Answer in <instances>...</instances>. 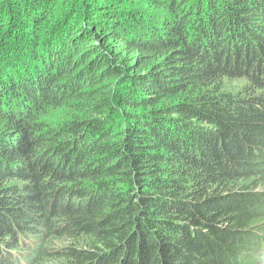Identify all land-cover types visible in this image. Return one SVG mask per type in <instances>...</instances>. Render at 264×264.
Wrapping results in <instances>:
<instances>
[{
  "label": "trees",
  "instance_id": "1",
  "mask_svg": "<svg viewBox=\"0 0 264 264\" xmlns=\"http://www.w3.org/2000/svg\"><path fill=\"white\" fill-rule=\"evenodd\" d=\"M0 264H264V0H0Z\"/></svg>",
  "mask_w": 264,
  "mask_h": 264
},
{
  "label": "rangeland",
  "instance_id": "2",
  "mask_svg": "<svg viewBox=\"0 0 264 264\" xmlns=\"http://www.w3.org/2000/svg\"><path fill=\"white\" fill-rule=\"evenodd\" d=\"M244 83V82H243ZM243 83H241V82H236V83H233V84H229L230 85V87L233 89V91H236V90H238V89H240L244 84ZM250 260L252 261L253 260V262H254V258L253 257H251L250 256Z\"/></svg>",
  "mask_w": 264,
  "mask_h": 264
}]
</instances>
